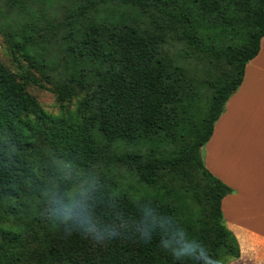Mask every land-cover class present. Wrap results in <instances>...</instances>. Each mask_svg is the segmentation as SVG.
I'll use <instances>...</instances> for the list:
<instances>
[{"label":"trees","instance_id":"obj_1","mask_svg":"<svg viewBox=\"0 0 264 264\" xmlns=\"http://www.w3.org/2000/svg\"><path fill=\"white\" fill-rule=\"evenodd\" d=\"M32 1L0 0L12 13L17 66L0 60V264L238 258L221 208L234 190L205 166L202 149L260 50L264 0H79L58 23L35 16ZM111 2L137 13L96 12ZM169 36L195 68L170 51ZM29 85L52 90L59 113ZM121 144L137 147L115 152ZM54 165L101 171L72 198L73 180ZM111 166L129 167L158 193H129L107 176Z\"/></svg>","mask_w":264,"mask_h":264},{"label":"crops","instance_id":"obj_2","mask_svg":"<svg viewBox=\"0 0 264 264\" xmlns=\"http://www.w3.org/2000/svg\"><path fill=\"white\" fill-rule=\"evenodd\" d=\"M202 150L205 166L234 190L221 208L240 256L217 264H264V37Z\"/></svg>","mask_w":264,"mask_h":264},{"label":"rangeland","instance_id":"obj_3","mask_svg":"<svg viewBox=\"0 0 264 264\" xmlns=\"http://www.w3.org/2000/svg\"><path fill=\"white\" fill-rule=\"evenodd\" d=\"M77 2H79V0H33L32 4L34 7L35 16L48 18L51 21L58 23L63 21L69 13L73 12V10L76 8ZM96 12L102 17H104L105 15L129 17L132 14H136L137 10L129 4H115L111 2L110 5L101 6L98 10H96ZM11 15L12 13H8L4 5L0 8V60L8 65L13 71H17L16 64L12 61L11 57L8 54L7 38L13 27L12 24H9L12 19ZM142 20L143 22L149 24L148 18L143 17ZM166 46L170 49L171 52L179 55L189 68L196 67L194 58L190 56L191 51L183 43L177 41L174 37L169 36L166 42ZM28 89L33 95L37 97L41 106L46 111L53 114L59 113V102L57 101L56 94L52 90L44 89L35 85H29ZM69 107L71 109L75 108V99L71 103H69ZM143 146V153L147 154L151 151L150 144H146ZM136 147L137 146L121 144L119 147L116 146L115 152H121V150L131 151ZM165 149L169 150V147L163 146L162 150ZM110 168V171L106 170L105 172L107 176H111V178H113L114 180L119 181L123 189H125L129 193L136 196L156 195L158 193L156 188L141 183L136 178L133 170L129 167L119 168L118 166H111ZM54 169L57 175L73 180V188L71 189L70 193L72 198L77 195V193L83 190L84 184L93 181L101 171L100 167L90 172H84L81 170L75 171L71 168H68L67 166L62 165H54ZM186 207L191 208L192 205L189 204Z\"/></svg>","mask_w":264,"mask_h":264}]
</instances>
